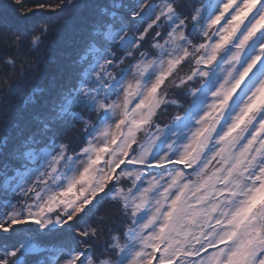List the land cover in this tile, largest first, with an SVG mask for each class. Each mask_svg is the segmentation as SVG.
Masks as SVG:
<instances>
[{
  "label": "snow or ice",
  "instance_id": "1",
  "mask_svg": "<svg viewBox=\"0 0 264 264\" xmlns=\"http://www.w3.org/2000/svg\"><path fill=\"white\" fill-rule=\"evenodd\" d=\"M89 8L19 109L52 25L0 30V264H264V0Z\"/></svg>",
  "mask_w": 264,
  "mask_h": 264
},
{
  "label": "trees",
  "instance_id": "2",
  "mask_svg": "<svg viewBox=\"0 0 264 264\" xmlns=\"http://www.w3.org/2000/svg\"><path fill=\"white\" fill-rule=\"evenodd\" d=\"M55 0H22L24 10L22 11L15 4V0H0V30L17 31L30 30L33 25L51 24L52 30L48 34L44 44L39 50H34L29 54V61L39 59L40 68L30 74L27 87L15 90L11 100L19 109L23 106L24 97L28 94L34 84L44 86L48 79L58 72V69L67 63L70 55L74 54L83 36L82 21L89 16L90 0H67L69 5H77L76 8L65 9L63 13L57 15L46 9L37 7L38 3H50ZM199 2V0H197ZM209 2V0H205ZM214 3V0H210ZM10 5V7H9ZM32 11L28 12L27 9ZM25 16L27 19H25ZM6 70L0 67V76ZM171 112L172 110L169 109ZM166 121V118H163ZM72 135V133H69ZM4 209L0 207V211ZM0 234V243L3 242Z\"/></svg>",
  "mask_w": 264,
  "mask_h": 264
},
{
  "label": "rangeland",
  "instance_id": "3",
  "mask_svg": "<svg viewBox=\"0 0 264 264\" xmlns=\"http://www.w3.org/2000/svg\"><path fill=\"white\" fill-rule=\"evenodd\" d=\"M215 1V0H214ZM215 3V2H214Z\"/></svg>",
  "mask_w": 264,
  "mask_h": 264
}]
</instances>
